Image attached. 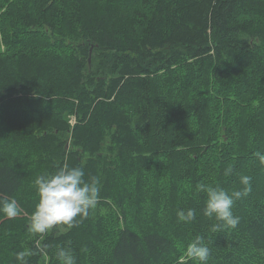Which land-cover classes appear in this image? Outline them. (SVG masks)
Returning <instances> with one entry per match:
<instances>
[{"label":"trees","instance_id":"1","mask_svg":"<svg viewBox=\"0 0 264 264\" xmlns=\"http://www.w3.org/2000/svg\"><path fill=\"white\" fill-rule=\"evenodd\" d=\"M257 152L264 0H0V199L21 209L0 215V264L24 249L58 264L60 247L76 264H194L197 236L207 264H264ZM65 165L98 180L97 204L30 237L35 179ZM244 175L239 224L212 231L201 189L242 190Z\"/></svg>","mask_w":264,"mask_h":264},{"label":"clouds","instance_id":"2","mask_svg":"<svg viewBox=\"0 0 264 264\" xmlns=\"http://www.w3.org/2000/svg\"><path fill=\"white\" fill-rule=\"evenodd\" d=\"M260 165L264 166V154L255 153ZM233 173V167L224 170V175ZM242 190L229 192L222 187L208 186L201 190L206 193L203 215L214 218L218 223L213 225L212 231L221 228H235L239 218L233 215L235 202L246 197L251 192V177H240ZM35 192L38 197L34 211L29 217L27 232L30 237L42 239L45 234L57 225L75 226L87 218L95 208L99 197V182L95 177L85 180V172L80 167L60 168L55 173H44L35 179ZM21 214L16 199H0V215L8 219L16 218ZM178 222L190 223L196 218L194 209L177 212ZM79 218V219H77ZM39 242V241H37ZM46 247V246H45ZM42 250V249H41ZM31 249H24L15 253L17 264H28V257L33 255ZM58 264H76L75 256L70 248L60 247L56 253ZM185 255L194 264H207L210 249L197 236L185 249Z\"/></svg>","mask_w":264,"mask_h":264},{"label":"rangeland","instance_id":"3","mask_svg":"<svg viewBox=\"0 0 264 264\" xmlns=\"http://www.w3.org/2000/svg\"><path fill=\"white\" fill-rule=\"evenodd\" d=\"M70 121L73 122V119H71Z\"/></svg>","mask_w":264,"mask_h":264}]
</instances>
